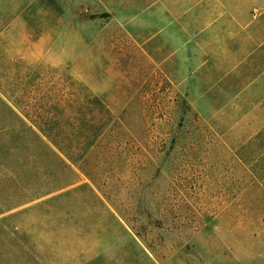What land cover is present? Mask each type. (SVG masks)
Here are the masks:
<instances>
[{
	"label": "rangeland",
	"instance_id": "obj_1",
	"mask_svg": "<svg viewBox=\"0 0 264 264\" xmlns=\"http://www.w3.org/2000/svg\"><path fill=\"white\" fill-rule=\"evenodd\" d=\"M77 1L0 0V264H264V42L147 53Z\"/></svg>",
	"mask_w": 264,
	"mask_h": 264
},
{
	"label": "crops",
	"instance_id": "obj_2",
	"mask_svg": "<svg viewBox=\"0 0 264 264\" xmlns=\"http://www.w3.org/2000/svg\"><path fill=\"white\" fill-rule=\"evenodd\" d=\"M73 5L105 13L108 23L146 52L164 42L165 52L182 54L196 37L264 42V0H78Z\"/></svg>",
	"mask_w": 264,
	"mask_h": 264
},
{
	"label": "trees",
	"instance_id": "obj_3",
	"mask_svg": "<svg viewBox=\"0 0 264 264\" xmlns=\"http://www.w3.org/2000/svg\"><path fill=\"white\" fill-rule=\"evenodd\" d=\"M0 104H2V102L0 101ZM2 106L3 107H5L7 110H8V108L6 107V106H4V104H2ZM9 112H10V110H9ZM12 113V112H11ZM1 119H3V118H1ZM9 119H11L13 122H18V134L16 135V137H15V142L17 141V138H18V142H20L21 143V141H22V138L23 137H25V134H28L30 137H31V139L33 140V142H35V143H40V144H42V140L32 131V129H31V127H25L24 125H22V123H21V119L19 118V117H16V115L13 113V116H11V118H9ZM15 124H13V123H10V126L9 127H2L1 128V131L0 132H6L7 133V131L8 132H10L9 130H13V126H14ZM15 127V126H14ZM11 133V132H10ZM46 136H47V138H49L50 139V135H47V133H46ZM97 137H98V134H96L94 131H90V133H89V135H88V137L86 138V139H84L83 140V143H84V145H83V148H89V147H91L92 146V144L94 143V142H96V140H97ZM14 139H8V140H2L1 142H0V144H2V143H11V141H13ZM31 140V141H32ZM53 140V139H52ZM44 148L45 149H47L48 151H50L49 150V148L46 146V145H44ZM48 193H41V192H36L35 194H33V196H31L30 198H33V197H37V196H39V195H41V196H44V195H47ZM35 199V198H34ZM37 199V198H36ZM25 200H28V198L27 199H25ZM26 203V202H25ZM24 203H22V204H20V203H18V207L19 206H21V205H23Z\"/></svg>",
	"mask_w": 264,
	"mask_h": 264
}]
</instances>
